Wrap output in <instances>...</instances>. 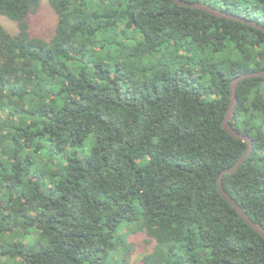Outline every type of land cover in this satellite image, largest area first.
Instances as JSON below:
<instances>
[{"label": "trees", "instance_id": "1", "mask_svg": "<svg viewBox=\"0 0 264 264\" xmlns=\"http://www.w3.org/2000/svg\"><path fill=\"white\" fill-rule=\"evenodd\" d=\"M0 0V264H264L218 189L248 144L222 126L231 82L264 71V32L173 0ZM204 2L264 27V0ZM233 127L254 150L227 192L264 226V77Z\"/></svg>", "mask_w": 264, "mask_h": 264}, {"label": "water", "instance_id": "2", "mask_svg": "<svg viewBox=\"0 0 264 264\" xmlns=\"http://www.w3.org/2000/svg\"><path fill=\"white\" fill-rule=\"evenodd\" d=\"M176 5L180 7L185 8H191V9H197L201 10L203 12H206L210 15H214L218 18H225L235 21H240L242 23H246L249 25H252L259 29L260 31L264 32V27H262L259 23L252 21V20H246L242 17H238L229 13H226L222 11L221 9L215 8L214 6L204 3V2H189L185 0H173ZM258 77H264V71L262 72H252V73H246L244 75L236 77L231 82V99H230V106L227 111V114L225 118L222 121V126L234 138L241 140L248 144L247 152L237 161V163L232 166L229 169L224 170L218 179V189L220 194L224 199H226L230 205L236 209V211L239 213L243 221L250 226L254 231L259 233L262 237H264V226L261 223H257L254 220H252L249 215L244 211L242 206L227 192L224 186V179L226 175H233L237 171L240 170V168L247 162V160L250 158L251 154L254 150V140L250 135H247L245 133H242L241 131L237 130L232 125L233 118L235 116V112L237 109V106L239 104V99L237 96V90L240 86V84L248 79L258 78Z\"/></svg>", "mask_w": 264, "mask_h": 264}, {"label": "rangeland", "instance_id": "3", "mask_svg": "<svg viewBox=\"0 0 264 264\" xmlns=\"http://www.w3.org/2000/svg\"><path fill=\"white\" fill-rule=\"evenodd\" d=\"M1 24L12 34L18 32V27L5 17L0 16ZM57 23V16L51 9L47 0L43 1L39 11L31 18V28L34 33L44 34L53 31ZM146 236L140 235L134 240L136 242L135 252L133 254L132 264H139L143 253L150 250V246L146 243Z\"/></svg>", "mask_w": 264, "mask_h": 264}]
</instances>
